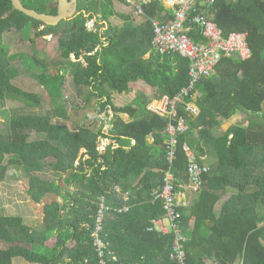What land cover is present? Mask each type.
I'll return each instance as SVG.
<instances>
[{
  "label": "trees",
  "instance_id": "obj_1",
  "mask_svg": "<svg viewBox=\"0 0 264 264\" xmlns=\"http://www.w3.org/2000/svg\"><path fill=\"white\" fill-rule=\"evenodd\" d=\"M22 1L40 12L58 13V0ZM78 2L80 13L54 26L16 9L12 0H0V110L7 99L42 103L40 94L14 82L25 72L26 61L38 66L41 83L57 102L45 113L11 114L7 131H0V178L11 167L19 169L29 178L28 194L34 202L56 197L45 204L39 227H29L20 213L0 210V242L6 244L0 248V264H13L16 257L40 264H102L93 237L102 195L113 207L101 232L107 264H176L175 233L151 227L152 220L165 213L155 191L164 185L166 172L171 170L176 183L189 180L185 144L211 168L190 209L179 208L187 264H264V120L236 122L217 133L221 121L238 113L264 118V0H216L206 7L225 35L247 33L252 53L248 59L237 55L220 60L212 75L196 83L195 98L187 96L179 105L190 129L177 136L173 163L167 159L169 118L148 108L152 97L139 92L138 99L126 105L114 99L115 94L131 92L140 80L157 90L155 98L175 96L190 84L189 59L177 52L161 54L153 46V20H170L172 8L152 0L145 14L134 16L120 12L123 1ZM91 19H96L93 28L87 26ZM42 26L43 32L58 37L54 72L38 54L14 55L3 42L8 30ZM191 36L203 37L198 26ZM67 70L88 99L96 100L107 132L103 126L98 131L95 125L73 130L54 121L55 116L68 117L64 104L58 103ZM189 101L199 107L198 115H189ZM100 137L111 139L105 151L99 148ZM115 185L129 193L127 200L112 191ZM228 188L240 189L217 217L215 207ZM124 205L127 211L114 209ZM52 237L55 243L48 245Z\"/></svg>",
  "mask_w": 264,
  "mask_h": 264
},
{
  "label": "built area",
  "instance_id": "obj_2",
  "mask_svg": "<svg viewBox=\"0 0 264 264\" xmlns=\"http://www.w3.org/2000/svg\"><path fill=\"white\" fill-rule=\"evenodd\" d=\"M123 1L128 5L133 15L145 14L146 6L152 0H117ZM165 6L172 8L173 17L170 20H153L154 37L153 46L161 54L177 52L190 61V84L184 87L175 96L164 94L161 97L152 99L148 108L169 118L166 132L169 134L167 143V159L173 163L177 157L179 134L186 133L190 129L188 117L180 115L179 105L185 102L187 96H195L196 83L209 77L215 70L216 64L225 57L240 56L242 59L251 57V48L248 44L247 33L231 32L224 34L223 29L210 18L206 12V7H210L216 0H161ZM91 22V21H90ZM95 23V22H94ZM94 25V24H93ZM194 26L201 30V39L196 40L191 36ZM195 95V96H194ZM189 115H198L199 107L195 102H187ZM184 149L188 155L187 183H176L174 174L171 170L166 172L165 183L160 190L155 191L156 199H162L165 213L152 220V230L163 233H175L173 242L172 258L176 264H187V253L185 242L187 237L182 233L180 226L182 213L181 206H187V190L192 193H199L206 180L205 174L210 171V166L197 159L191 147L187 144ZM112 191L121 194L127 200L128 192H123L121 186L115 185ZM98 213L96 218L93 237L97 253L101 257V263L107 264L105 260L106 242L101 235L105 217L113 207L106 202V195H102L98 202ZM118 211H127L128 205L114 208Z\"/></svg>",
  "mask_w": 264,
  "mask_h": 264
},
{
  "label": "rangeland",
  "instance_id": "obj_3",
  "mask_svg": "<svg viewBox=\"0 0 264 264\" xmlns=\"http://www.w3.org/2000/svg\"><path fill=\"white\" fill-rule=\"evenodd\" d=\"M118 6L119 10L129 11V8ZM91 21V22H90ZM87 22L89 28H93V24L96 19ZM113 22H121L118 18H113ZM44 26L39 28H32L29 31L24 29L20 31L18 29H12L5 32L3 36V42L9 47V51L12 54H17L18 52H26L29 55L38 54V56L48 61L50 69L55 71V63L59 60L60 51L58 49V37L56 34H47L43 32ZM27 31V32H25ZM72 60H75V56H72ZM146 57H149L148 54ZM26 70L24 73L20 74L14 82L17 86L30 91L38 93L42 96V103L37 104L33 102H27L25 99H7L5 105L0 110V131L6 132L8 128V118L13 113H28V112H42L51 111L57 102L52 101L49 97V93L46 91L45 87L39 79V68L38 66H32L30 61L25 63ZM65 73L66 82L63 89V97L58 100V103H63L68 111V117L63 118L60 116H55L54 121L66 124L71 129H78L81 125L94 126L96 131L103 126L105 132L108 131V124L102 125L101 116L98 115L97 103L93 98L87 97L86 91L79 89L75 84L73 79V74L70 70ZM137 85V86H136ZM134 85V88L129 93L115 94L114 99L118 105L131 104L134 99H138L137 95L139 92L147 95L148 97L155 98L158 93L153 87H149L146 83H141ZM152 100L150 101V103ZM96 117L100 118L99 122H96ZM264 120L260 116H249L245 113H238L230 120H223L221 123H226L228 126L236 123L242 122L244 124L256 123L258 121ZM104 124V122H103ZM225 124V125H226ZM98 141L99 148L103 151L107 148V145L111 142V139H106L103 137L99 138ZM85 148L80 152L83 153ZM12 168V169H11ZM2 178H0V210L5 213H20L25 217L29 227H39L44 224V207L46 203L51 202L56 197L54 195H49L44 198L41 202H34L29 194V178L21 173L19 169H14L11 167ZM69 179V176H67ZM229 187V186H228ZM68 188V187H67ZM240 188L236 190L231 189L226 194L223 195L222 201H227L233 193L239 191ZM57 200L62 201L61 197ZM220 200V201H221ZM222 203V202H221ZM188 206V205H187ZM192 206V205H191ZM189 206V207H191ZM56 237L50 238L47 242L48 245H53L55 243ZM6 247L5 243L0 242V248ZM13 264H40L27 261L24 258L16 257Z\"/></svg>",
  "mask_w": 264,
  "mask_h": 264
},
{
  "label": "water",
  "instance_id": "obj_4",
  "mask_svg": "<svg viewBox=\"0 0 264 264\" xmlns=\"http://www.w3.org/2000/svg\"><path fill=\"white\" fill-rule=\"evenodd\" d=\"M12 3L16 9L21 10L30 17L41 20L45 24L54 26L58 25L64 19H68L79 14L78 0H58L57 14H49L29 8L23 3L22 0H12Z\"/></svg>",
  "mask_w": 264,
  "mask_h": 264
},
{
  "label": "crops",
  "instance_id": "obj_5",
  "mask_svg": "<svg viewBox=\"0 0 264 264\" xmlns=\"http://www.w3.org/2000/svg\"><path fill=\"white\" fill-rule=\"evenodd\" d=\"M117 1V0H116ZM119 2V1H118ZM119 5L120 6H123V7H127V8H129V11H131V13H132V10H131V8L128 6V5H125V4H122L121 2H119ZM122 7V8H123ZM120 12L122 13V12H124V11H122V10H120ZM80 13V12H79ZM87 16V15H86ZM115 19V18H114ZM118 19H120V18H118ZM148 56H149V54H148ZM139 82H141V83H145L144 81H142V80H140V81H138V82H136V83H133V85H136V84H139ZM147 84V83H146ZM137 86V85H136ZM149 87H152V86H150L149 85ZM154 99V98H153ZM226 123L224 122V123H221V126L218 128V130H217V133L218 134H220V133H222L223 131H226V130H228L230 127H231V125L230 126H228L227 124L225 125ZM111 143V142H110ZM109 143V144H110ZM194 152V151H193ZM204 162H206L207 164L209 163L208 161H206V160H204ZM227 193V192H226ZM195 194L196 193H192V192H190V191H188L187 190V193H186V200H187V210L188 209H190V207L189 206H191V204H192V200L194 199V197H195ZM233 194H235V193H233ZM222 199V198H221ZM220 199V200H221ZM219 200V202L217 203V205H216V207H215V212H216V214H217V217H219L220 215H221V213H222V210H223V208H224V205H225V203H226V201L225 202H223L222 200L220 201ZM222 202V203H221ZM193 222H194V220H191V225L193 224ZM198 239H200V238H198ZM209 264H214V262H209Z\"/></svg>",
  "mask_w": 264,
  "mask_h": 264
},
{
  "label": "clouds",
  "instance_id": "obj_6",
  "mask_svg": "<svg viewBox=\"0 0 264 264\" xmlns=\"http://www.w3.org/2000/svg\"><path fill=\"white\" fill-rule=\"evenodd\" d=\"M91 20H93V19H91ZM90 21V20H89Z\"/></svg>",
  "mask_w": 264,
  "mask_h": 264
}]
</instances>
